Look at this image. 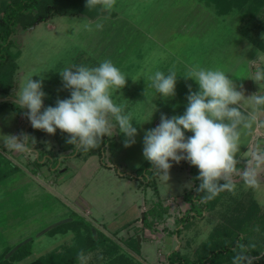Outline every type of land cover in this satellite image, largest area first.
Instances as JSON below:
<instances>
[{
  "label": "rangeland",
  "instance_id": "1",
  "mask_svg": "<svg viewBox=\"0 0 264 264\" xmlns=\"http://www.w3.org/2000/svg\"><path fill=\"white\" fill-rule=\"evenodd\" d=\"M8 1L0 0V19L6 18L4 13L7 10L3 5ZM213 10L212 5H205L198 0H116L111 11H105L95 17L51 13L43 20L24 26L19 24V21L29 18L30 13L26 11L19 15L14 25L12 46L7 52L10 63L7 67L11 68L13 62L16 63L15 71L20 76V84L26 76L40 74L33 75L32 79L39 80L43 77L46 107L55 106L57 98L70 96L69 90L63 89L58 71L73 65L98 66L103 60L109 59L127 75L126 86L114 91L112 99L118 105H125V111L133 114L136 120L133 119L132 124L137 128V135L135 143L125 147V136L118 133L119 128L116 126L114 132L117 133L110 136L101 155L96 148L76 155L71 154L68 149L66 152L62 151L58 137L68 138V134L57 129V139L48 133L38 137L37 143L53 158H47L44 162H41V158V163L37 164L34 160L35 154L29 151L18 153L17 158H14L16 161L13 160L15 150L13 153L6 143L12 124L9 119L0 122V145L4 144L6 153L10 154H5L6 158L2 159L3 168L10 169L3 170L5 175L0 176V256L10 245L27 240L30 242V252L13 264H25L36 256L49 255L52 251L62 252L66 249L65 244L76 242L78 232L73 230L70 224L66 232L51 233L48 229L52 224L63 226L66 221L74 219L73 226H78L79 224H75L77 222L80 223L78 228H81L83 235L89 237V231H84L89 225L88 228H91L94 236L98 235L96 230L103 229L102 231L119 238L125 244L124 250L133 251L134 256L135 253L140 254L135 256L139 264L166 261V253L176 248L178 243L176 244V239L173 241L174 246L167 240L166 243L165 236L152 242L146 239L156 236L155 230L158 227L157 224L144 225L143 212L151 207L147 200L154 195L157 197V194L152 193L154 188L151 186L143 189L144 185L140 180L151 178L150 181L155 182L157 191H160V196L156 198L157 205H165V209H171L177 206L175 198L178 195L185 196V200L186 196L189 198L191 194L187 185L194 183L198 169L193 166L190 172L191 165L187 161L184 160L182 164L181 161L178 164L173 161L167 181L162 173L154 174L151 164L142 154L145 130L156 127L160 123L162 113L169 118L184 113L189 92L187 86L193 80L185 78L184 75L188 73L190 66L191 69L197 66H209L213 69L217 62L223 61L224 56L231 54V49L233 51L234 33L242 41L247 40L250 43V50H256L255 57L250 61L251 66H264V49H258L249 37L254 35L264 42V9L256 14L255 22L246 21L247 16H244L245 21L239 20V12L216 16ZM120 19H124L123 25L125 22L127 24V36L124 37V32L121 34L124 48L116 43L112 44L115 35H120L118 25L115 26L114 21ZM97 24H102V27L97 28ZM136 46H142V49ZM90 59L95 60L96 64L90 63ZM162 60H166L165 64L172 66L177 75L179 74L178 93L174 97H160L155 89L147 86L143 76L148 69L153 72L159 70L157 67ZM215 67L221 68L219 65ZM164 72L167 73L168 70ZM227 73L228 71L226 75ZM13 74L14 72L12 76ZM132 78L138 79L134 81ZM193 84L192 90H198L195 86L197 83L193 81ZM254 84L259 88L258 84ZM260 89L264 91V83L260 85ZM2 105L4 104L0 107ZM113 124L115 125V121ZM191 135V132L185 131L186 137ZM65 153L66 156L63 155ZM15 163L19 164V167H16L18 165ZM117 165L128 173H138L137 177L122 173L115 167ZM141 165L147 168H139ZM139 172L144 179L139 178ZM236 184L242 188L239 189L238 186L235 194H232L234 196L226 199L239 201L245 196L247 187L243 181ZM191 193L194 194V191ZM170 195L171 201L168 200ZM213 202L210 200L207 204L211 205ZM199 207L196 205L193 208L199 212ZM179 211L182 212L181 209ZM230 213L231 209L225 211V214ZM211 215L215 217L216 212L211 211ZM231 218L233 219V216ZM245 219L240 221V224L233 220L234 226L237 227L236 232L240 237H246L248 242L256 244L257 250L251 253L264 251V225H256L258 230L256 229L255 233L256 231H251L255 227ZM110 223L112 224L109 225ZM208 226L199 224L194 231L196 242L192 247L184 249V256L193 259L206 252L200 242L206 236ZM222 226L229 231L224 223ZM160 228V231H166V228ZM132 230L134 233L141 231L144 237L141 248H138L140 241L137 235L133 236V240L130 239ZM249 235L253 238L250 239ZM229 239L231 236L220 243ZM144 250L148 252L145 260ZM53 259L61 258L55 256ZM231 260L232 258H227L228 262ZM74 264L82 263L78 260Z\"/></svg>",
  "mask_w": 264,
  "mask_h": 264
},
{
  "label": "clouds",
  "instance_id": "2",
  "mask_svg": "<svg viewBox=\"0 0 264 264\" xmlns=\"http://www.w3.org/2000/svg\"><path fill=\"white\" fill-rule=\"evenodd\" d=\"M115 4L116 0H86L85 6L93 9L99 5L105 11H111ZM101 27L102 24H97V28ZM253 66L255 71L249 78L259 85V91L247 96V108L242 105L245 99L242 85L238 90L237 84L224 71L197 66L184 75L198 84L196 91L191 85L187 86L189 92L184 113L170 118L162 113L160 123L145 130L142 154L166 181L173 161L178 164L185 160L197 167L195 179L199 185L195 191L202 194V203L224 191L235 194L234 176H239L246 187H259V176L264 171V144L247 147L244 157L237 155L243 145L242 136L254 126L264 128V120L259 118L264 112V91L260 89L264 83V66ZM58 72L63 89L69 90L70 96L57 98L55 106H44L43 77L32 79L33 75L40 74L26 76L15 93L17 105L21 110H27L23 114L34 129L52 135L59 129L68 134L66 143L85 152L99 147L104 136L117 133L114 132L116 126L118 133L125 136V147L135 143L137 128L132 124L133 114L125 111V105H118L112 99L114 91L126 86L127 75L111 60L105 59L93 67L73 65ZM143 76L147 86L155 89L160 97L175 96L178 75L173 69L167 73L148 69ZM185 131L192 135L186 137ZM6 143L15 151H34L29 144L35 145L36 139L22 132L10 135ZM241 163L242 169L237 167ZM187 186L192 187L191 184ZM242 240L238 239L231 249L234 254L231 264H253L259 258L250 255L257 250L256 244ZM260 255L264 256V251H260Z\"/></svg>",
  "mask_w": 264,
  "mask_h": 264
},
{
  "label": "trees",
  "instance_id": "3",
  "mask_svg": "<svg viewBox=\"0 0 264 264\" xmlns=\"http://www.w3.org/2000/svg\"><path fill=\"white\" fill-rule=\"evenodd\" d=\"M15 0H9L8 2H5L4 9L7 10L6 13H4V15H6V18H1L0 19V26H2V30H0V45L4 46V45H10L12 43L13 40V34H14V25L16 24V21L19 17L20 14L29 11L30 13V17L29 18H25L22 21H19V24H22L24 26L30 25L33 22L37 21V20H43L46 17H48L49 14L51 13H58V14H65V15H85L88 17H95L98 16L102 13L105 12V10L101 7V6H97L96 8L93 9H87L86 8V0H16V2L14 3ZM203 2L205 5H212L214 8V14L217 15H226V14H230L232 12H239L240 16H239V20H243L244 16H247L246 21L249 22H255L257 20L256 18V14L258 12H260V10L264 9V0H198ZM5 10V11H6ZM14 10V12H13ZM122 21H124V19H120V20H115V26H117V28H119V33L120 35H115V39L112 40V44L116 43L117 46H122L123 48L125 47L121 38V34L122 32H124V37L127 36L126 34V28H127V24L125 22V24H122ZM245 21V20H243ZM121 23V24H120ZM120 24V25H119ZM21 26V25H20ZM239 28V27H238ZM126 35V36H125ZM131 37V36H129ZM249 37L251 38V40L253 41V43L257 46L258 49H264V42L262 41V39L257 38L254 35H249ZM4 42H7L6 44H4ZM137 48L139 46H136ZM139 49H142V46L139 47ZM8 52V51H7ZM123 53V52H122ZM8 56V53H6ZM90 63H94L96 64V61L93 59L89 61ZM10 63H7L1 68L4 69L1 73L2 77L7 73V75H9L8 73H11L12 69L14 68V64L11 68H8L7 66ZM89 67H92L91 64L89 65ZM5 73V74H4ZM1 103H4L1 102ZM57 135L58 133H55L53 136L57 139ZM110 136H104L102 138V141L100 143V146L97 147L96 149H98L97 151L99 152V154L101 155V153L104 151V147H105V143L108 142ZM66 137H64L63 139L58 137V140L60 142V148L62 149V151L65 150V152L67 151V149L71 152V154H76L79 155L81 153H83L84 151L82 149H77L75 146H72L71 144L66 143ZM59 151H57L58 153ZM94 153V152H92ZM0 162L2 163V159L5 156V153L3 151L0 150ZM59 154H57L58 156ZM55 156V157H57ZM52 156H47V158H51ZM46 158V159H47ZM53 158V157H52ZM102 160V158H100ZM36 161L38 162L37 164H39L38 159H36ZM18 167V166H16ZM117 167V170L122 171V173L124 174H131L128 173L125 170H122L121 168H119L120 166H115ZM195 167V166H194ZM8 167H4L3 165L0 164V176L5 175V171L3 170H7ZM139 168L144 169L147 168L145 165H141ZM197 168V167H196ZM151 169L153 170L154 174L158 175L157 171L151 167ZM193 169V165L190 166L189 170L190 172ZM141 171V170H140ZM198 171V170H197ZM138 174V173H137ZM137 174H131L133 176L137 177ZM139 174H141V172H139ZM139 178H145L143 177V175L141 174V176H139ZM1 179V178H0ZM151 178L149 179H145V180H140L141 184L145 185H152L153 188L156 190L157 186L154 183H152ZM199 185V181L198 180H194V183L192 185L191 188H189V193L191 195H189L186 199L189 200L190 203V207L188 208V212H184L181 217L183 218H190V217H195V216H201L203 211L205 210V208L207 207L206 203H202L200 200V196H198V193L195 191V188L198 187ZM191 191H194V194L191 193ZM191 196V197H190ZM185 199V196H184ZM200 206L199 208H201V210L198 212L196 210H194L195 208H193L194 206ZM194 210V212L192 211ZM166 209L165 207H162V205L158 206V205H151V207L147 210L143 212V221L145 224H149L151 222V219L149 218L151 215L152 217L155 218H162V216L165 215L166 213ZM259 218V219H258ZM257 221L259 220V222H261L262 220H264V218H260L258 217ZM246 220V219H245ZM258 222V224H259ZM74 223V219H70L68 221H66L63 226L59 225H52L50 226V228L48 229L49 232L51 233H56V231H61V232H66L68 225L70 224V227L72 226L73 230H75L77 235H79V237L77 238L76 242L74 241V243L72 244H65L66 245V249L63 250L62 252H58V251H52L53 253H50L49 255H39L36 256L35 258L31 259L29 262L25 263V264H74L75 262H77L78 260L81 261L82 264H133L134 260L132 259L131 255H129L128 253L124 252L119 253L117 252L120 248L121 245L113 240L110 236H108L107 234H105V232H103L102 230H96L98 235L93 234L92 230H90L91 228H88L89 225L86 226V229H84L85 232L89 231V237L88 235H83L81 234V228H78V226L80 225V223H75V224H79L78 226H73ZM84 224V223H83ZM263 225V223H260ZM83 230V229H82ZM250 236V235H249ZM89 238V239H87ZM133 235H131L130 239L133 240ZM240 238H243L242 242L244 241V243H248L247 238L246 237H240L237 236L234 239H232L231 241H229L228 243H226L225 245L222 246H214L211 250H209L208 252H206L205 254H200L198 256H196L193 259H188L186 256H184L183 254H180L179 251H177L176 249H172L169 253H167L165 255V260L164 262L160 263V264H204L206 261H214L217 256L219 255H223L225 256V260L230 257L232 258V245L236 243V241ZM129 239V238H128ZM106 241H108V245H105ZM102 242H104L102 244ZM30 242L24 241L22 242L20 245L17 246V248L9 255V257H5L4 254L0 256V264H9V260L10 259H14V258H21L24 255H27L30 252ZM100 247L103 248L104 252H105V248H107V252H100L99 249ZM98 248V252L95 254V249ZM90 251H94L93 253L96 256V260L90 256ZM82 253V256L79 255ZM91 253V255L93 254ZM218 253V255H217ZM54 254V255H52ZM86 254H89V256ZM251 254H255V256L253 257H259L258 259H255L253 261V264H264V256L260 255V251L259 252H255V253H251ZM250 254V255H251ZM257 254V255H256ZM58 256V258L61 259H53V257ZM102 257V258H101ZM80 258V259H79ZM85 260V263H84ZM105 260V261H104ZM227 261V260H226Z\"/></svg>",
  "mask_w": 264,
  "mask_h": 264
},
{
  "label": "crops",
  "instance_id": "4",
  "mask_svg": "<svg viewBox=\"0 0 264 264\" xmlns=\"http://www.w3.org/2000/svg\"><path fill=\"white\" fill-rule=\"evenodd\" d=\"M234 41H235V43H233V51L231 49V54H226L224 56L223 61L217 62L216 65L221 66V68H219L218 70L224 71L225 73L228 71L227 75L229 76L230 79H232L237 84L238 90H240L239 89L240 85L243 86V92L245 95V99H244V101H242V105H243V107L247 108L248 107L247 96L259 91V88L256 87V85L254 84V81L251 78H249L252 75V73L255 71V68H254V66H251L250 61L252 60L253 57H255L254 55L256 54V50H254V49L250 50V47H249L250 43L247 40L242 41V39L239 36H237V34H235V33H234ZM246 46H248V47H246ZM165 63H166V60L160 61V65L157 68L160 71L161 70H163V71L169 70L170 68L173 69L172 66L167 65ZM215 66L213 67V69L218 68ZM206 68H209V66H207ZM190 69H191V66H190ZM178 78H179V74L177 76V80H179ZM193 81L194 80H191L190 83H188V85H191V84L194 85ZM177 82H176V86H175V89L177 90V92H175V95L178 93ZM195 86L198 87L197 84H195ZM262 108H264V106H262ZM249 111H251V109H249ZM259 118L261 120H264V112H262V114L260 115ZM244 136L245 137H243L241 140L243 145L240 146V154L239 153L237 154L238 157H239V155L241 157H244L246 155L247 147H251V146L257 144V141H258L257 127L254 126L253 129L246 132L244 134ZM7 140H8V138H7ZM2 145H4V144H1L0 148L2 147ZM17 154L18 153L13 154L15 156V157L13 156V160H15L14 158H17ZM8 155H10V154H7V156ZM11 156H12V154H11ZM183 162H184V160H181V164ZM1 164L3 165V163H1ZM15 164H17V163H15ZM19 164L21 165L20 162H19ZM19 164H17L18 167H19ZM181 164H180V166H181ZM237 167L242 169L244 167V165H243V163H241V164H238ZM160 174L161 173H159L158 175H160ZM233 179L236 183L242 182V180L240 179L239 176H234ZM138 185H139V182H137V188H138ZM192 185H193V183H192ZM236 185H237V187L239 186V184H236ZM150 186L153 187L152 185H145L143 187V189H145L146 187L149 188ZM238 188L240 189V188H242V186H239ZM152 193L153 194L156 193L157 197H155V195H154L153 198H150V200H147V201L150 202L151 205H157V202H156L157 199L156 198H158V196H160V191L158 192L157 189L156 190L154 189V191H152ZM226 193L229 194L230 192L226 191ZM258 194L259 195L261 194V196H259ZM201 196H202V194L200 195L199 201H201ZM229 196L232 197L234 195H232V193H231V195H226L225 192H221L218 196H216L214 199H212V201H214L213 204L208 205L206 202L207 207L205 208V210L203 211L201 216L190 217L188 219V218L181 217V215L184 213L183 210H186V211L188 210V208L190 207V203L188 200L184 199V196L178 195L177 198H175V200L177 201V206L173 207L171 209H169V208L166 209L167 212L163 216L164 220H162V218H155L152 216L149 217L151 219V221H154V222H152L153 226H155V224H157L156 227H158V229L155 230L156 236H153V237L149 236V238H146V239L148 241L152 242V240H161L165 236L164 241L166 243L168 241L169 244L172 243L173 246L175 244V242L173 243V241L176 239V244L178 243V246L176 248H172V249H176L177 251H179L180 254L184 255V253H183L184 249H188V248L192 247L194 242H196L194 239V237L196 236L194 231H196L197 227L201 223L209 225L207 230H206V236H204V238H202L201 239L202 241L200 242L201 246H204V249H206V252L211 250L214 246L225 245L226 243H228L229 241H231L235 237L239 236V233L236 232L237 227L234 226L233 220L237 224H240V221H243L245 218H247L248 223L249 224L252 223L253 227H255V228L251 229V231L253 230V232L256 231V229H257L256 225L260 226L261 225L260 223H263V225H264V220H262L258 224V221L256 219L258 217L264 218V171H261L260 176H259V187H257V188L247 187L245 189V196H242V199H240L239 201H238V199H235V201H232L230 199H226V197L229 198ZM171 197H172L171 195L168 197L169 201L172 200ZM162 207H166V206L162 205ZM228 208L231 209V213L229 215L225 214V211L227 212L229 210ZM179 209H181L182 212H180ZM211 211L216 212L215 217H212L213 215L210 216ZM231 216H233V219L231 218ZM159 220H160V222H159ZM223 223H224V226L228 227L229 231L226 230L222 226ZM101 224H105V223H101ZM111 224L112 223H110L109 225H111ZM143 224L144 225H152L151 222L149 224H145L143 222ZM160 227H162L163 230L166 228V231H165L166 233L160 231L159 230V229H161ZM263 229H264V226H263ZM103 232H105V234L110 236L113 240L117 241L121 245V248L117 252L122 253V254L124 252L128 253L129 255H131L132 259L134 260L133 264H139L138 263L139 261L137 260V258L135 256H140V254L138 255V253L137 254L135 253V256H134L133 251L124 250L125 244H124V242L120 241L119 238L113 237L107 231H103ZM255 233H257V231ZM130 234L133 235L134 237L137 235L138 240L140 241V242H138V245H139L138 248H141L142 242L144 240V237L141 235V231L134 233L132 230V232ZM230 236H231V239L225 240L223 243H220L222 240H224ZM146 237H148V236H146ZM252 238H253V236H250V239H252ZM216 241H219V243H216ZM107 242L108 241H106L105 245H108ZM213 242H215L216 244H214ZM21 243H22V241L15 243V244H12L13 246L10 245L8 247L9 249H7L4 253H2V255L4 254L5 257H9V255ZM11 246H12V248L10 249ZM234 246L235 245L233 244L232 247H234ZM144 249H146V248H144ZM172 249H170L167 253H169ZM8 250H10V251L7 253ZM107 250L108 249L105 248V252H107ZM94 251L96 254L98 252V248H96ZM99 251L104 252L102 247H100ZM92 252L93 251H90V256H92L96 260L95 254L93 253L91 255ZM205 253H201V254L203 255ZM147 254H148V252L146 250H144V252H143L144 260L146 259L145 255H147ZM217 255H218V253H217ZM232 255H234V254H232ZM251 256H255V254H251ZM259 256H260V254H259ZM224 257L225 256H223V255H219V256H217V258L214 261H206L204 264H231V262L226 261L227 259L225 260ZM134 258H136V260ZM19 259H21V258L10 259L9 264H13L14 261L19 260ZM188 259H190V258H188ZM160 263H162L161 260H159L157 263H153V264H160ZM149 264H152V263H149Z\"/></svg>",
  "mask_w": 264,
  "mask_h": 264
},
{
  "label": "flooded vegetation",
  "instance_id": "5",
  "mask_svg": "<svg viewBox=\"0 0 264 264\" xmlns=\"http://www.w3.org/2000/svg\"><path fill=\"white\" fill-rule=\"evenodd\" d=\"M6 43L7 42H4V44ZM11 46H12V43L9 46L0 45V97L2 96L6 97V99L0 101V105L4 104L2 105V107H0V122H2L3 120L9 119L12 124L10 128L11 134H8L7 138H9L10 135H19L22 132L32 137H35L36 144L35 145L29 144V148H33L34 151H29V152L35 154L34 160L38 159L39 161L42 158L41 162H44L48 154H46V151H44V149L42 148V145H39L37 141H38V137L42 136L46 132L42 130L34 129L31 126L30 121H28V119L23 114L27 110L26 109L21 110L19 106L17 105L16 100L10 98L11 96L16 98L15 93L16 91H18L19 84H20V76H18L17 72L15 71L16 63L13 62L14 68L12 69L11 73H8L9 75H7L6 73L3 77L1 76L2 75L1 73L4 72L3 71L4 69H1V68L4 66V63L6 62V60H8V56L6 53ZM13 72L14 74L12 76ZM3 101L4 103H1ZM46 101H47V97L44 98V101H43L45 107H46ZM0 150L3 151L5 154H7L5 151L6 149L4 145H2ZM11 151L13 150L11 149ZM22 152H27V151H15V154L22 153ZM63 155L66 156V153Z\"/></svg>",
  "mask_w": 264,
  "mask_h": 264
},
{
  "label": "built area",
  "instance_id": "6",
  "mask_svg": "<svg viewBox=\"0 0 264 264\" xmlns=\"http://www.w3.org/2000/svg\"><path fill=\"white\" fill-rule=\"evenodd\" d=\"M257 144H264V128H257Z\"/></svg>",
  "mask_w": 264,
  "mask_h": 264
},
{
  "label": "water",
  "instance_id": "7",
  "mask_svg": "<svg viewBox=\"0 0 264 264\" xmlns=\"http://www.w3.org/2000/svg\"><path fill=\"white\" fill-rule=\"evenodd\" d=\"M10 98H11V99H14V100H16V98H15V97H13V96H11ZM4 99H6V97H5V96H2V97H0V101H1V100H4Z\"/></svg>",
  "mask_w": 264,
  "mask_h": 264
}]
</instances>
